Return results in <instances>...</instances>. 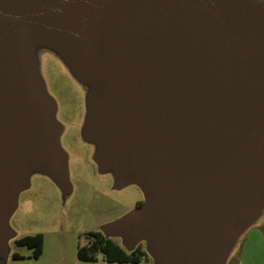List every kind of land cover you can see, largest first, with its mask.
<instances>
[{"label":"water","instance_id":"1","mask_svg":"<svg viewBox=\"0 0 264 264\" xmlns=\"http://www.w3.org/2000/svg\"><path fill=\"white\" fill-rule=\"evenodd\" d=\"M35 36L94 79L98 163L143 192L105 232L154 264H223L264 204V0H0V245L30 168L66 181Z\"/></svg>","mask_w":264,"mask_h":264},{"label":"rangeland","instance_id":"2","mask_svg":"<svg viewBox=\"0 0 264 264\" xmlns=\"http://www.w3.org/2000/svg\"><path fill=\"white\" fill-rule=\"evenodd\" d=\"M29 54L42 92L52 103L50 118L58 129L55 142L63 155L66 181L39 168L27 171L6 221L0 264H111L100 251L95 253L96 261L80 260L78 246L91 245V232H101L123 245L121 237L105 232L106 227L137 208L143 192L135 182L119 186L116 168L103 169L98 163V140L85 132L94 79L76 71L57 46L37 36L30 40ZM91 65H98L94 57ZM37 233L43 234L44 245L35 258L33 249L17 240ZM135 248L146 250V241L126 249ZM15 253L20 257L15 258ZM135 264L154 262L144 256ZM223 264H264V204L232 238Z\"/></svg>","mask_w":264,"mask_h":264},{"label":"trees","instance_id":"3","mask_svg":"<svg viewBox=\"0 0 264 264\" xmlns=\"http://www.w3.org/2000/svg\"><path fill=\"white\" fill-rule=\"evenodd\" d=\"M91 236L93 237V241L89 247L78 246L77 255L80 260L96 261L95 253L97 251H100L104 259L111 264H135L139 263L144 256L150 260L152 259L146 250L137 251V248H135L129 251L122 244L110 237L104 236L101 232H91ZM17 242L32 248L35 258H38L42 254L44 245V236L42 233L22 237ZM14 257L19 258L20 255L15 253Z\"/></svg>","mask_w":264,"mask_h":264},{"label":"flooded vegetation","instance_id":"4","mask_svg":"<svg viewBox=\"0 0 264 264\" xmlns=\"http://www.w3.org/2000/svg\"><path fill=\"white\" fill-rule=\"evenodd\" d=\"M87 112H88V109H87ZM86 116H87V114H86ZM143 201H144V198L138 202L137 206H140L143 203Z\"/></svg>","mask_w":264,"mask_h":264}]
</instances>
